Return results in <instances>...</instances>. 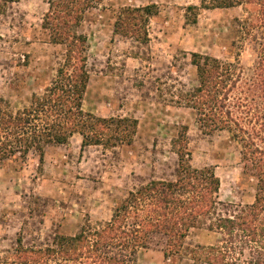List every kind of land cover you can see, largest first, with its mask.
Wrapping results in <instances>:
<instances>
[{
	"label": "rangeland",
	"instance_id": "374dc122",
	"mask_svg": "<svg viewBox=\"0 0 264 264\" xmlns=\"http://www.w3.org/2000/svg\"><path fill=\"white\" fill-rule=\"evenodd\" d=\"M203 3L211 0H105L86 14L81 31L88 37L90 81L83 110L102 118H135L137 133L132 145L110 149L83 148L82 136L75 134L69 144L48 148L43 165L35 152L1 163L0 261L18 247L20 237L25 247H50L56 235H76L88 221H110L116 206L140 186L175 180L178 157L172 141L181 126H188L192 166L213 167L220 179L218 216H233L239 206L254 203L256 181L243 174L241 142L229 130L202 132L196 113L179 102L198 85L193 53L233 64L242 86L253 82L264 56V0L200 8L196 16L188 10ZM151 4L158 5L159 14L148 24L146 43L115 34L123 8ZM47 11L46 0H22L0 14V98L14 114L27 108L33 95L43 96L64 61V47L51 44L42 28ZM241 96L248 103L255 98L258 107L236 110V115L250 122L243 126L264 148L263 98L246 91ZM208 225L190 232L188 250L229 248L230 241L239 246V239ZM188 250L166 259L162 247L152 246L139 249L135 262L193 264ZM250 256L246 248L229 262L242 264Z\"/></svg>",
	"mask_w": 264,
	"mask_h": 264
},
{
	"label": "trees",
	"instance_id": "16d2710c",
	"mask_svg": "<svg viewBox=\"0 0 264 264\" xmlns=\"http://www.w3.org/2000/svg\"><path fill=\"white\" fill-rule=\"evenodd\" d=\"M21 1L0 0V14ZM104 1L46 0L48 11L42 28L51 44L64 47V61L43 96L33 95L27 108L14 114L9 103L0 98V164L17 155L24 159L35 152L43 165L48 148L69 144L75 134L82 136L83 148L110 149L133 144L138 120L96 117L83 110L90 74L86 54L88 37L81 28L86 14ZM245 2L211 0L210 5L203 3L188 10L196 16L200 8L229 9ZM158 14L156 4L123 8L114 32L146 43L148 24ZM191 23L195 24L196 18ZM261 59L253 82L242 86L233 64L193 53L192 65L197 71L198 85L183 93L179 102L196 113L202 132L214 134L229 130L241 142L243 174L256 181L253 204L239 206L233 216H218L220 179L213 167L192 166L188 126H181L172 141L178 157L175 180H153L140 186L116 206L110 221L96 224L88 221L76 235H56L50 247L28 248L20 237L18 247L0 264H136L138 250L152 246L162 247L165 258L169 259L188 250L185 241L190 232L208 222L209 230L222 231L231 240L239 239L240 244L238 248L234 246L235 241H230L229 248L197 246L188 250L193 264H234L229 262V257L243 255L246 248L251 259L242 264H264V148L258 146L255 132L243 126H250V122L236 115V110L258 107L253 104L255 98L252 103L243 100L244 91L248 95L259 93L264 101V56Z\"/></svg>",
	"mask_w": 264,
	"mask_h": 264
}]
</instances>
